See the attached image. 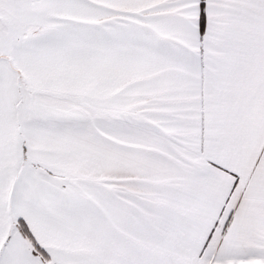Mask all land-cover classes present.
Wrapping results in <instances>:
<instances>
[{
    "label": "snow or ice",
    "instance_id": "1",
    "mask_svg": "<svg viewBox=\"0 0 264 264\" xmlns=\"http://www.w3.org/2000/svg\"><path fill=\"white\" fill-rule=\"evenodd\" d=\"M0 264H264V0H0Z\"/></svg>",
    "mask_w": 264,
    "mask_h": 264
}]
</instances>
